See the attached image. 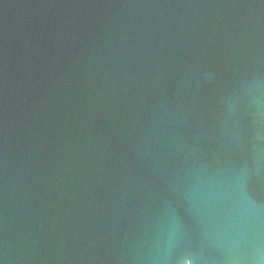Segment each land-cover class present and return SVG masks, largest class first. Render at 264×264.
<instances>
[{"label": "water", "instance_id": "obj_1", "mask_svg": "<svg viewBox=\"0 0 264 264\" xmlns=\"http://www.w3.org/2000/svg\"><path fill=\"white\" fill-rule=\"evenodd\" d=\"M0 264H264V0H0Z\"/></svg>", "mask_w": 264, "mask_h": 264}]
</instances>
